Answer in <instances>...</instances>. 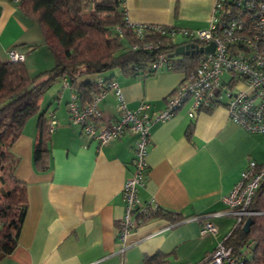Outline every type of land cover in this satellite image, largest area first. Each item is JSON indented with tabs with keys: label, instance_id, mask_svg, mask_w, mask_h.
I'll use <instances>...</instances> for the list:
<instances>
[{
	"label": "crops",
	"instance_id": "1",
	"mask_svg": "<svg viewBox=\"0 0 264 264\" xmlns=\"http://www.w3.org/2000/svg\"><path fill=\"white\" fill-rule=\"evenodd\" d=\"M212 5L213 0L123 3L132 22L189 29L208 26ZM25 16L17 1L0 0L2 60L7 59L10 47L29 59L44 44L38 24ZM175 43L187 44L184 40ZM44 58L50 61L48 53L41 62ZM107 76L117 81L130 109L145 101L153 111L165 107L167 97L184 79L183 71L171 67L158 68L146 77L125 75L114 68L101 75ZM98 77L87 79L97 81ZM66 81L54 82L39 103V113L49 118L53 112L58 121L42 161L36 162L33 155L39 113L26 120L11 145L15 175L25 184L27 209L16 247L0 264H144V258L154 254L169 264L202 261L233 229V217L215 213L226 209L222 198L240 179L248 161L264 162V134L246 131L229 117L224 104L200 109L191 118V102L186 101L168 120L152 123L148 170L138 198L142 205L156 204L182 218L171 222L153 216L138 222L120 251L121 189L134 171V136L126 134L101 145L83 135L69 120L67 102L72 89ZM84 81L83 76L78 78ZM117 102L111 90L97 102L104 119L117 117ZM202 216L217 227L216 234H200L197 217Z\"/></svg>",
	"mask_w": 264,
	"mask_h": 264
},
{
	"label": "built area",
	"instance_id": "2",
	"mask_svg": "<svg viewBox=\"0 0 264 264\" xmlns=\"http://www.w3.org/2000/svg\"><path fill=\"white\" fill-rule=\"evenodd\" d=\"M228 1H213L209 25L203 29L132 22L125 11L128 25L140 37L150 30L166 33L174 41L181 37L187 44L194 43L201 47L210 42L214 44L212 52L196 53L197 66L184 76L174 93L167 97L163 109L153 111L151 104L145 101L135 109H130L123 100L115 79L108 82L99 80L97 84L102 86L101 90L93 93L91 101L85 105L80 103L74 91L71 92L67 102L70 123L77 125L88 139L103 145L126 134L134 136V171L121 189L124 214L119 220L118 238L122 243L120 251L125 249L131 229L157 208L156 204L142 205L138 198V189L144 184L148 170L147 148L152 123L168 120L186 101L191 102L188 110L191 118L199 109L224 104L234 122L250 133L264 134V1L234 0L235 8ZM158 46L159 44L147 42L142 48L156 49ZM7 58L22 62L25 54L14 47L8 50ZM170 65L163 50L157 53L151 63L154 69L170 68ZM224 73L229 74L228 79H223ZM109 90L113 91L118 100V114L114 120L104 119L97 107V102ZM57 124L53 113H49V130H53ZM262 181L264 162L248 161L240 179L222 198L226 209L215 214L230 215L234 219V225L243 224L247 218L259 214L251 205ZM206 216L197 217L200 234H216L217 227ZM225 238L202 261L186 264H233L235 260L232 249L225 243Z\"/></svg>",
	"mask_w": 264,
	"mask_h": 264
},
{
	"label": "trees",
	"instance_id": "3",
	"mask_svg": "<svg viewBox=\"0 0 264 264\" xmlns=\"http://www.w3.org/2000/svg\"><path fill=\"white\" fill-rule=\"evenodd\" d=\"M228 2L235 8L234 0ZM123 3L124 0H17L20 11L41 28L54 64L32 76L24 61L0 58V260L16 247L27 209L25 184L15 175L16 159L11 145L26 120L39 113L40 100L54 82L67 80L80 103L85 105L91 101L93 93L101 90L99 80L112 79V76L101 77L111 69L118 68L125 75L154 74L157 69L152 68L151 63L161 50L166 53L171 69L183 71L184 76L197 66L196 53L174 54L177 44L170 35L148 30L138 36L126 21ZM147 42L159 46L143 49L142 45ZM85 74L99 75V80L86 78L78 82ZM210 108L213 107L203 109ZM37 129L33 155L40 163L48 153L51 132L49 118L41 112ZM251 208L259 214L251 217L249 231H243L240 223L234 225L225 238L232 249L233 264H264V181L254 195ZM153 216L171 222L182 218L160 207L146 219ZM160 259L159 254H154L145 257L143 262L169 264Z\"/></svg>",
	"mask_w": 264,
	"mask_h": 264
},
{
	"label": "rangeland",
	"instance_id": "4",
	"mask_svg": "<svg viewBox=\"0 0 264 264\" xmlns=\"http://www.w3.org/2000/svg\"><path fill=\"white\" fill-rule=\"evenodd\" d=\"M208 25H209V21H208ZM36 26H37V29H39V31H40V35L43 38L42 41L44 42V44L38 45L35 48V51L31 54V56H30L29 59H27L28 56L25 54V58H24V61L26 62L25 65H26V68H27L28 72L32 76L35 75V74H37V73H39L40 70H42L43 68H50L54 64L53 58H52V53L50 52V50L48 49V47L45 44V39L43 37L42 30H41V28L38 27V25H36ZM176 40L178 42H180L182 40V38L181 37H177ZM12 48H14V47H10L8 50H10ZM8 50H7V52H8ZM45 53H48L49 54L50 61L48 59L44 58L45 59V62H41V60L43 59ZM94 75H92V74H85V75H83V77L84 78H87L88 76H94ZM228 78H229V74L228 73H224L223 74V79H228ZM223 97L226 99L225 94H223Z\"/></svg>",
	"mask_w": 264,
	"mask_h": 264
},
{
	"label": "water",
	"instance_id": "5",
	"mask_svg": "<svg viewBox=\"0 0 264 264\" xmlns=\"http://www.w3.org/2000/svg\"><path fill=\"white\" fill-rule=\"evenodd\" d=\"M214 49V44L213 42H210L209 45L205 47L197 46L194 43H188V44H183L179 45L176 47L174 54L175 55H183V54H188V53H201L203 51L205 52H212ZM253 222L252 218H247L244 223L242 224V230L245 232L249 231V227L251 223Z\"/></svg>",
	"mask_w": 264,
	"mask_h": 264
}]
</instances>
